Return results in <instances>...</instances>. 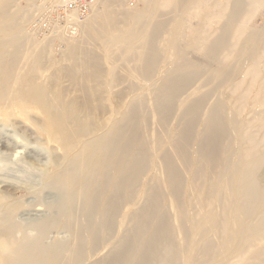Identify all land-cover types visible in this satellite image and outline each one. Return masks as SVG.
I'll list each match as a JSON object with an SVG mask.
<instances>
[{
    "label": "bare ground",
    "instance_id": "6f19581e",
    "mask_svg": "<svg viewBox=\"0 0 264 264\" xmlns=\"http://www.w3.org/2000/svg\"><path fill=\"white\" fill-rule=\"evenodd\" d=\"M57 1L55 13L47 15L50 21L43 27L49 34L59 31L61 36L69 35L78 26L83 27V31L97 33L121 17L116 18L114 14L120 8L119 3L116 7L115 0H112L115 6L108 8L104 7V2L109 0H98V3L97 0ZM260 5L264 6V0H232L229 26L235 25V32H240L239 10L247 7L251 11ZM123 8L124 17L138 14ZM2 11L0 121L6 126L17 125L26 135L35 133L53 153V160L48 169L40 171L39 167L26 165L21 157L18 158L27 148L24 133H13L6 142L0 140V146L10 144L13 152L11 164L0 159V264H86L102 244L109 246L108 251L87 264H125L132 253H138L137 264H198L199 254L206 258L201 264H264V244L259 236H252L253 228L248 222L254 210L264 207V187L257 183L251 166L245 164L242 155L248 149L239 148L236 162L240 168L237 165L238 169L229 175L235 194L233 203L228 205L221 191L218 195L216 202L221 205L222 214L214 224L215 239L193 242V235L199 232L193 224L194 218L188 219L192 225L188 239L182 241L175 237L176 227L171 220L174 208L166 198L167 195L173 199L181 196L192 124L213 89L199 92L194 88L182 94L201 75L206 73L209 79L212 70L194 68L180 53V47L176 56L170 53L165 57L172 65L161 69L159 53L163 50H160L162 39L167 38H162L166 27L163 16L147 40L150 47L143 69L132 77L126 70H48L42 64L48 46L38 45L43 43L42 39L35 38L23 22L11 19L5 8ZM56 36L59 34L54 38ZM179 38L187 43L195 42V37L187 32H181ZM60 39L68 40L70 56L84 49L79 42ZM49 47L51 49L50 44ZM260 51L264 53V44ZM89 59L93 68L98 67L95 57L89 56ZM87 62L88 59L85 64ZM259 62L257 59L250 61L252 72L258 71ZM85 67L88 68L87 64ZM110 74L116 80L112 103L109 102ZM123 80L128 81L126 86L114 88ZM66 81L74 86V92ZM224 107L221 97L208 107L210 127L193 141L196 150L209 160L218 152L228 126L238 140L246 134V128L236 121L234 112L222 110ZM175 112L180 118L187 116L185 125L180 135L164 137L163 131ZM3 169L7 170L2 172ZM145 171H149L143 192L145 202L143 200L142 206L131 210L133 205L129 207L126 200L134 193L132 185ZM9 175L16 178L11 179ZM36 180L39 187L31 190L36 201L24 203L23 196L27 192L17 196L14 188L19 182L23 185ZM29 212L32 215H24ZM175 212L178 213L177 208ZM127 217L134 221L130 228L125 223ZM231 222L236 226L228 228ZM150 228L152 231L143 244L140 243L137 237ZM53 229L66 230L70 238L49 240L47 234ZM234 235L237 240L228 242ZM216 251L221 254L220 258L209 257Z\"/></svg>",
    "mask_w": 264,
    "mask_h": 264
},
{
    "label": "rangeland",
    "instance_id": "374dc122",
    "mask_svg": "<svg viewBox=\"0 0 264 264\" xmlns=\"http://www.w3.org/2000/svg\"><path fill=\"white\" fill-rule=\"evenodd\" d=\"M55 1L57 0H0V11L5 8L8 14L11 15L9 16L11 19L16 22H23L35 38L39 40L42 39L43 43H39L38 45L48 46L46 48V56L42 59L43 66L48 70H81V68L82 70H126L129 71L132 77H135L138 75V71L143 69L144 58L149 50L148 47H150L147 40L150 39V34L155 24L162 16L165 18L166 22V27L162 32V38H164V36L167 38L162 39L164 41L160 48V50L163 49L160 53L166 49V51L162 53L166 55L164 56L159 53L161 69H166L172 65L170 61L167 62L166 56L170 53L176 56V50L180 47V53L191 61L194 68L212 70L209 71L212 72L209 79H206V73L201 75L182 94L183 96L194 88H197L199 92L209 88L213 89L205 102V107L192 124L190 147H188V160L186 162V176L182 179L181 196L177 199H173L170 195H167L166 200H169L174 208V212L171 214V220L176 227L175 237L177 240L181 239L185 241V239H188L189 229L192 228L189 220L192 218H194L193 224L199 229V232L193 235L192 241L202 243L206 238L214 240V224L216 219L222 214V207L217 203L218 195L221 191L228 205L233 203L235 198L233 183L229 175L233 170L236 171L238 169L236 158L239 148L248 149V151L242 155L245 164L251 166L252 173L257 183L264 187V64H262L264 63V53L260 51L262 44H264V6H257L251 11H249L247 7L239 10L240 14L238 20L241 22V29L240 32H235V25L230 27L228 23V13L232 0H205L203 3L199 0H115L116 4L112 3V0H109L110 2L107 0L108 2H104V7L107 5V8L111 5H116V7H118L117 5L119 3L121 9L119 8V11L117 10L114 14L117 16L116 18L121 16L120 20L117 19L116 23L105 25L106 27L103 28L104 30L102 29L100 32L97 31L98 34L96 32H87L85 29L83 31V27L81 28V26H78V28L69 33V35L62 34L61 36L59 31L49 34L39 25V20L44 18V16H52L55 13ZM148 1L149 3H146ZM122 8L130 13L137 12L138 14L132 18L124 17L122 16ZM142 11H144V13H142ZM149 11H151V14H148ZM3 19V13L0 12V22ZM139 19L141 20L139 21ZM170 19H172V21ZM134 22L137 23L135 24ZM167 22L171 25H168ZM125 28L129 29L125 30ZM54 30L56 31V29ZM164 31H166L167 34ZM179 32H187L189 36L195 37V42L187 43L186 40L184 41L179 38ZM57 34H59V38L62 37L70 41L79 42L84 46V49H80L74 55L70 56L68 54V40H58L59 38L57 36V38H54ZM171 42L172 44L170 45ZM163 43L165 44L163 45ZM172 46L173 48L171 49L170 47ZM174 47L175 51H173ZM224 55L226 56L224 57ZM89 56L90 58L95 57L98 67L93 68L91 66V59H89ZM85 58L86 60L88 59L89 62V64L88 62L86 63L88 68L85 67ZM220 58L224 60L219 61ZM250 58L252 61L254 59L260 61L259 63L261 65H259L258 71L255 73L249 68ZM219 66L221 69L218 68ZM109 79V90L112 85L109 93V102L112 103L114 100V93L112 91L113 83H116V80H114L115 77L112 74H110ZM65 83L69 84L70 90L72 89L74 92V86L67 81ZM126 84H128V81L123 80L115 84L114 88L123 87L124 85L126 86ZM219 97L222 98L225 104L222 110H232L236 121H239L238 123L243 124L242 127L246 128V134L238 140L239 138L232 132L231 126H228V130L223 134L219 142L218 152L212 160H209L206 159V156L201 154L199 150H196L193 141L195 142L197 137H200L201 133L203 134V132L209 129L210 123L207 119L208 110ZM221 112L223 113L225 111ZM171 116L163 131V136L167 138L180 135L186 122L185 119L187 118V116H185V118H180L176 112ZM223 121L227 123V121ZM152 130L154 133L155 129L153 128ZM13 133L25 134L17 125L8 124V126H6L0 121L1 141L5 140L6 142L8 140L7 137ZM191 136H193V138ZM248 136H251L253 139H249ZM24 138L23 141L26 143L27 148L25 147L26 150L24 149L17 157H21L20 159H23L22 161L26 165L29 164L35 168L36 166L39 167L37 169H40V171L45 170V168L48 169L53 160V153L50 152L45 144L43 145L44 142L41 139L39 140L38 137H35V133L25 134ZM0 152V159H2V162L9 161L8 163H10L13 157L11 155L13 152L10 144L0 146ZM8 163H5L6 166L11 164ZM34 163H38L40 166ZM157 169L161 171V166ZM6 170L3 169L2 172ZM220 173H222V175L218 176ZM8 177H12L11 179L16 178L11 175ZM148 177L149 171H145L142 176L139 177L140 180L138 179L136 182L137 184L135 183L132 185L131 189L134 193L126 200V204L130 205L129 207L132 205L134 206H132L131 210L144 204L143 192L146 188ZM37 182V180L33 182L28 181L27 184L23 183L24 186L20 184V182L17 183L18 187L14 188L15 195L18 196L19 194L27 192L23 196V202L32 203L36 201L35 193L31 190H35L39 187ZM27 187H30V189ZM132 197L133 201H131ZM176 208L178 213L175 212ZM24 215L32 214L29 212ZM125 219L128 228L133 226L134 221L132 219L128 217ZM248 222L253 228L252 236H259L261 243L264 244V207L254 210V212L250 214ZM228 224V228L236 226L235 222ZM62 230H51L52 233L49 232L47 238L49 237V240L69 239V233L66 230ZM151 231L152 228L137 237L140 243L143 244L146 236ZM127 234L128 233H125L124 235ZM261 234H263V237H260ZM112 239H114V237ZM236 240L237 238L234 235L229 238L228 242H234ZM108 248L109 246L107 244H102V246L96 250L92 258L90 257L86 262L89 263L91 259L107 252ZM199 256L198 264H201L206 258L202 257L201 254H199ZM219 256H221V254L216 251L209 257L217 259L220 258ZM137 257L138 253H132L130 257L127 258L125 264H137Z\"/></svg>",
    "mask_w": 264,
    "mask_h": 264
},
{
    "label": "built area",
    "instance_id": "2783aa9c",
    "mask_svg": "<svg viewBox=\"0 0 264 264\" xmlns=\"http://www.w3.org/2000/svg\"><path fill=\"white\" fill-rule=\"evenodd\" d=\"M76 2H80V0H75V3ZM55 8V7H54ZM56 9V8H55ZM43 20V21H42ZM41 22H40V27L45 31V29L43 28V27H46L47 26V23L46 22H48V21H50V18H47V16H44V18H42L41 20H40Z\"/></svg>",
    "mask_w": 264,
    "mask_h": 264
}]
</instances>
